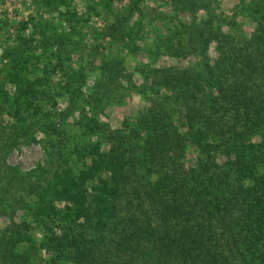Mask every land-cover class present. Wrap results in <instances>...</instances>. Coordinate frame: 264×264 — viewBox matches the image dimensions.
Here are the masks:
<instances>
[{"label":"trees","instance_id":"obj_1","mask_svg":"<svg viewBox=\"0 0 264 264\" xmlns=\"http://www.w3.org/2000/svg\"><path fill=\"white\" fill-rule=\"evenodd\" d=\"M238 8L254 24L249 35L237 36L234 20L224 23L208 13L215 58L204 60L205 41L196 70H150L145 81L157 90L146 114L114 129L79 116L82 138L63 154L65 144L54 146L47 153L50 161L56 157L53 172L27 187L30 205L23 207L44 241L34 248L31 226L11 222L0 234V260L34 264L19 258L20 245L24 254L53 250L70 264H264V0L242 1ZM207 24L195 28L201 37L208 35ZM223 25L235 30L223 34ZM120 42L133 50L129 38ZM15 61L3 76L13 88L10 100L0 87L5 113L14 120L9 134L25 116H40L60 143L57 131L76 111L84 73L67 72L61 90L71 95L68 107L49 117L40 102L54 105L55 99L44 80L25 76ZM113 68L100 67L108 83L124 75ZM11 139L0 143L3 156L16 144ZM189 149L192 165L186 163ZM7 170L8 189L14 173Z\"/></svg>","mask_w":264,"mask_h":264},{"label":"rangeland","instance_id":"obj_2","mask_svg":"<svg viewBox=\"0 0 264 264\" xmlns=\"http://www.w3.org/2000/svg\"><path fill=\"white\" fill-rule=\"evenodd\" d=\"M242 1L246 0H55L52 4L45 0H0V87L9 100L13 88L5 83L3 76L11 67L12 57L24 69L25 76L37 75L44 80V89L48 88L50 97L55 99L54 105H50L51 99H41L40 104L48 108L44 112L49 117L68 107L67 98L71 95L61 90L67 72L72 69L84 73L76 111L68 114L57 131L62 132L60 143L56 132L40 116L37 120H28L25 116L23 123L15 122V133L10 135L14 120L5 113L0 98V132L3 133L0 143H9L10 138L16 142L4 156L0 151V234L11 222H25L31 226L28 231L34 248L41 245L44 232L33 226L30 210L23 205H30L27 187L37 185L40 175L49 177L56 166V157L53 155L50 161L47 153L53 154V147L58 149L63 143L66 145L60 149L63 154L67 145L70 150L79 142L82 126L78 120L82 114L109 129L146 114L149 99L155 98L153 93L157 90L145 81L150 70L170 67L196 70L200 62L198 52L205 41L204 60L212 61L216 54L211 39L214 33L206 22L208 13L213 18L221 17L224 23L225 19L234 20L237 36H248L254 24L246 13L239 11ZM234 13L237 14L234 16ZM205 24L208 35L201 37L196 30H202ZM232 29L223 25L221 32L229 33ZM121 38H129L134 43L133 50H126ZM168 48H171L169 53ZM110 63L114 68L121 67L125 75H118L114 83H108L100 70L102 65ZM139 88H143L144 95L138 92ZM60 90L62 95H54ZM194 156L189 149L188 165L193 164ZM8 168L13 170L14 183L7 189ZM76 184L83 183L78 180ZM89 184L85 183L88 189ZM19 185L21 188L16 190ZM20 250L19 245L16 250L19 258L26 255L34 264H43L49 259L55 264H70L53 250L27 254ZM0 264L5 262L0 260Z\"/></svg>","mask_w":264,"mask_h":264}]
</instances>
